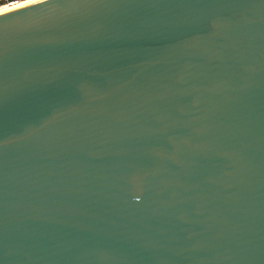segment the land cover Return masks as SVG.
<instances>
[{
    "label": "water",
    "instance_id": "water-1",
    "mask_svg": "<svg viewBox=\"0 0 264 264\" xmlns=\"http://www.w3.org/2000/svg\"><path fill=\"white\" fill-rule=\"evenodd\" d=\"M0 264H264V0L1 12Z\"/></svg>",
    "mask_w": 264,
    "mask_h": 264
},
{
    "label": "bare ground",
    "instance_id": "bare-ground-1",
    "mask_svg": "<svg viewBox=\"0 0 264 264\" xmlns=\"http://www.w3.org/2000/svg\"><path fill=\"white\" fill-rule=\"evenodd\" d=\"M22 1H24V0H19V1H16L15 3L10 4V5L7 4L4 7H0V13L7 11V10H10V9H13L15 7H18V6H21V5L36 1V0H25V2H22ZM20 2H22V3H20ZM18 3H20V4H18Z\"/></svg>",
    "mask_w": 264,
    "mask_h": 264
},
{
    "label": "rangeland",
    "instance_id": "rangeland-1",
    "mask_svg": "<svg viewBox=\"0 0 264 264\" xmlns=\"http://www.w3.org/2000/svg\"><path fill=\"white\" fill-rule=\"evenodd\" d=\"M11 2L13 3L14 0H0V7H4V6H6L7 4L10 5ZM22 2H25V0L22 1ZM22 2H20V3H22ZM20 3H18V4H20Z\"/></svg>",
    "mask_w": 264,
    "mask_h": 264
},
{
    "label": "built area",
    "instance_id": "built-area-1",
    "mask_svg": "<svg viewBox=\"0 0 264 264\" xmlns=\"http://www.w3.org/2000/svg\"><path fill=\"white\" fill-rule=\"evenodd\" d=\"M16 1H19V0H14V2H13V3H15ZM11 4H12V2H11Z\"/></svg>",
    "mask_w": 264,
    "mask_h": 264
}]
</instances>
